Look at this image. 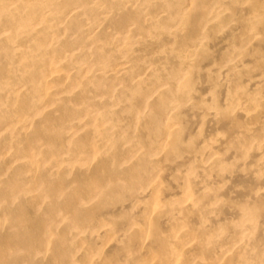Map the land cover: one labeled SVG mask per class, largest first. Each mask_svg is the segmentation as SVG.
<instances>
[{"label": "bare ground", "instance_id": "1", "mask_svg": "<svg viewBox=\"0 0 264 264\" xmlns=\"http://www.w3.org/2000/svg\"><path fill=\"white\" fill-rule=\"evenodd\" d=\"M0 264H264V0H0Z\"/></svg>", "mask_w": 264, "mask_h": 264}]
</instances>
